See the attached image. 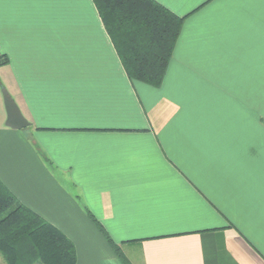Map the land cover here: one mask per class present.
Masks as SVG:
<instances>
[{
  "label": "crops",
  "instance_id": "0c3cea01",
  "mask_svg": "<svg viewBox=\"0 0 264 264\" xmlns=\"http://www.w3.org/2000/svg\"><path fill=\"white\" fill-rule=\"evenodd\" d=\"M182 19L159 87L93 0H0V182L75 264H264V0H154ZM0 264H5L0 255Z\"/></svg>",
  "mask_w": 264,
  "mask_h": 264
},
{
  "label": "trees",
  "instance_id": "16d2710c",
  "mask_svg": "<svg viewBox=\"0 0 264 264\" xmlns=\"http://www.w3.org/2000/svg\"><path fill=\"white\" fill-rule=\"evenodd\" d=\"M130 80L159 87L182 19L154 0H93ZM7 63L0 59V66ZM117 256L120 248L93 219ZM0 255L5 264H75L71 241L0 182Z\"/></svg>",
  "mask_w": 264,
  "mask_h": 264
},
{
  "label": "water",
  "instance_id": "95a60500",
  "mask_svg": "<svg viewBox=\"0 0 264 264\" xmlns=\"http://www.w3.org/2000/svg\"><path fill=\"white\" fill-rule=\"evenodd\" d=\"M2 95H3V104L7 116L5 122L6 127L10 129L19 130L29 126L28 121L22 115L18 106L11 99V97L9 96L6 90L3 89Z\"/></svg>",
  "mask_w": 264,
  "mask_h": 264
},
{
  "label": "rangeland",
  "instance_id": "374dc122",
  "mask_svg": "<svg viewBox=\"0 0 264 264\" xmlns=\"http://www.w3.org/2000/svg\"><path fill=\"white\" fill-rule=\"evenodd\" d=\"M2 91H3V89H1V90H0V92H1V95H2ZM2 96H3V95H2Z\"/></svg>",
  "mask_w": 264,
  "mask_h": 264
}]
</instances>
